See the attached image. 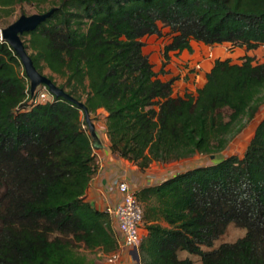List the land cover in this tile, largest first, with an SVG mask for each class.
<instances>
[{"label": "trees", "instance_id": "trees-1", "mask_svg": "<svg viewBox=\"0 0 264 264\" xmlns=\"http://www.w3.org/2000/svg\"><path fill=\"white\" fill-rule=\"evenodd\" d=\"M55 1L0 0V11ZM57 1L26 46L93 122L107 112L114 154L142 171L215 156L137 190L141 264H196L194 255L201 264H264V117L242 156L218 159L264 106V63L249 54L264 46V0ZM160 39L157 71L144 48ZM194 42L229 54L212 53L195 95H175L176 78L159 74ZM238 49L247 53L241 61ZM21 66L0 39V264H93L82 250L117 252L119 242L111 215L86 200L99 165L85 111L57 96L30 102L39 89L32 93ZM231 224L245 235L215 247Z\"/></svg>", "mask_w": 264, "mask_h": 264}, {"label": "crops", "instance_id": "crops-1", "mask_svg": "<svg viewBox=\"0 0 264 264\" xmlns=\"http://www.w3.org/2000/svg\"><path fill=\"white\" fill-rule=\"evenodd\" d=\"M164 42L165 41H163V39L155 40L154 42L147 44L144 48L145 52L150 54L151 59L156 64L157 71L161 70L162 63L164 61ZM193 46L194 51L192 53L188 51H183L181 53H171L170 60L165 66V72L159 74V77L164 81H167L171 78H176L174 84L175 95L183 96L186 93H192L195 95L197 93V87L205 82V72L209 71L213 65V58H211L212 53L215 55V57H226L229 54L226 46L213 48L197 42H194ZM207 53H209L210 57H207ZM193 62L197 63L196 68L200 69L198 72L191 71V73H188V76L186 77L177 76V74L182 71V69H187ZM200 65H202V69L200 68ZM178 86L184 88V94L180 92V94L177 93L178 88L176 87ZM98 115L100 120H102V126H99L95 121V134H92L89 131V133L94 138V152L99 165L98 172L92 179L86 193V200L89 201L93 207L99 210H105L108 205L115 204L118 202V200H120L122 194L118 191L115 185L118 180H127L136 189H140L145 185L157 184L178 173L173 172V164L177 162L168 164L155 162L148 169L142 171L136 164L114 154L110 148L111 142L106 132L107 112L104 109H100ZM263 117L264 115L261 118L256 116V119H254L250 126L244 131V134L247 133L246 137L251 136L252 139L255 129ZM241 135L243 136V133ZM241 135L239 136L240 138L238 137L236 140H234L230 147L224 151V156L231 155L228 154L227 151L231 149L233 145H235V141L240 139V144H245L247 138L244 137V139L242 138L241 140ZM248 144L249 142H247L245 145V150ZM199 156L207 155H196L188 159L199 158ZM221 157L218 155V158ZM209 158L211 160L210 163H212L214 159L212 156H209ZM188 159H183L178 162H184ZM198 166L201 165L199 164L195 167ZM119 252V260L112 261L113 252L105 253L102 250H94L92 251L90 261L93 264H139L137 261L132 259L131 254L127 250H120ZM184 254L186 253H183V256H187Z\"/></svg>", "mask_w": 264, "mask_h": 264}, {"label": "rangeland", "instance_id": "rangeland-1", "mask_svg": "<svg viewBox=\"0 0 264 264\" xmlns=\"http://www.w3.org/2000/svg\"><path fill=\"white\" fill-rule=\"evenodd\" d=\"M56 2H58L57 0L55 2H49L46 4H42V5H36V4H30V3H25V4H19L16 5L13 9V14L12 15H5L2 11H0V39H1V32L2 29L6 28L7 26H9L11 23H13L14 21H16L20 16L22 15H32L35 13H44L47 12L50 8L54 7L56 4ZM23 40L25 41L26 44H29V39H30V35H24ZM152 43V41L150 42ZM29 53L31 54L33 52V50L31 48H28ZM245 50L244 49H238L237 53H235V59L238 61H241L242 58L245 56ZM249 54L251 56L254 57L255 59V63H264V46L259 47L258 49L252 50L249 52ZM197 65L196 62L191 63V65H189V67L186 69H182V71H180L177 76L179 77H186L188 76V73H191V69L195 68ZM21 72L24 70V66L22 64L21 68H20ZM179 70V68H178ZM43 74L45 75H51V72L49 69L45 68L43 69ZM58 84H61L64 82V80L58 76L55 77ZM176 86V85H175ZM177 89V93H183L184 88L178 86L176 87ZM38 89H41V86L38 87ZM180 92V93H179ZM185 93V92H184ZM183 93V94H184ZM264 115V106L261 109L260 113L257 115L259 118H261ZM95 117V116H92ZM256 119V118H255ZM97 122V124L99 126H102V120H100V117H96L94 118V122ZM250 126V125H249ZM248 126V127H249ZM248 132V131H247ZM246 134H244L243 132V136L241 135V140L242 138L244 139V137H246ZM240 138V137H239ZM247 141H245V144L241 145L240 144V139L235 141V145H233L231 147V149H229L227 151L228 154H238V155H243L245 152V145L247 144V142H250L251 136H247ZM239 141V142H238ZM223 154L219 155L220 157L223 156ZM196 159V160H194ZM219 159V158H218ZM211 160L209 158V156H199V158H193V159H188L184 162H177L175 164H173V172H180V171H185L188 169H191L197 165H205L207 163H210ZM142 233L143 235L146 233L145 227L142 226ZM246 233V230L243 228H238L235 227L233 224H231L225 235H223L222 237H220L218 240L215 241V247H218L220 244H222L223 242H234L236 240H238L239 238H241L242 236H244ZM82 252L86 255V257L88 258V260L91 259V254L92 251H87V250H82ZM114 253V252H113ZM189 254V253H188ZM187 255V254H184ZM190 255V254H189ZM192 258L194 259V261L196 262V264H201V260L198 256H192Z\"/></svg>", "mask_w": 264, "mask_h": 264}, {"label": "water", "instance_id": "water-1", "mask_svg": "<svg viewBox=\"0 0 264 264\" xmlns=\"http://www.w3.org/2000/svg\"><path fill=\"white\" fill-rule=\"evenodd\" d=\"M54 12L55 9H51L50 11L44 13H35L32 15L24 14L20 16L16 21L11 23L6 28L2 29L1 39L9 43V45L15 50L16 54L20 58L24 66L26 75L30 80L32 93H35L38 87L45 86L55 96L62 97L79 105L85 111L89 131L92 134H95V124L92 121L91 114L86 104L76 99L64 88L56 84L48 75H45L38 70L31 54L28 51L26 43L22 38L27 33L35 31L43 22L50 18ZM212 158L214 159L215 156L213 155ZM132 254L134 256V259L139 264H141L139 249L135 248L132 251Z\"/></svg>", "mask_w": 264, "mask_h": 264}, {"label": "built area", "instance_id": "built-area-1", "mask_svg": "<svg viewBox=\"0 0 264 264\" xmlns=\"http://www.w3.org/2000/svg\"><path fill=\"white\" fill-rule=\"evenodd\" d=\"M54 94L49 89L43 86L36 93V96L30 102H51L54 100ZM116 188L122 194V197L115 204H110L104 211L108 212L113 220V225L116 230L119 250L113 253L112 261L119 260V251L127 250L134 261L132 251L135 248L139 249L142 241L144 227V209L142 204L138 201L136 189L127 180H118Z\"/></svg>", "mask_w": 264, "mask_h": 264}]
</instances>
